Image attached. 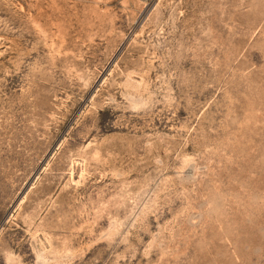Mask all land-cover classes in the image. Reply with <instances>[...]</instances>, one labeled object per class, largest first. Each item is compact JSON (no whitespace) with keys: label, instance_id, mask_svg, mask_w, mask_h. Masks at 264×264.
<instances>
[{"label":"rangeland","instance_id":"1","mask_svg":"<svg viewBox=\"0 0 264 264\" xmlns=\"http://www.w3.org/2000/svg\"><path fill=\"white\" fill-rule=\"evenodd\" d=\"M0 264H264V0H0Z\"/></svg>","mask_w":264,"mask_h":264}]
</instances>
